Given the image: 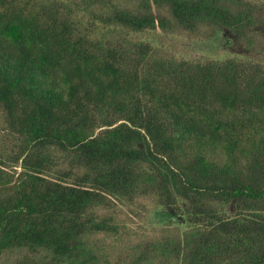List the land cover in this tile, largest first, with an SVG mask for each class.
<instances>
[{
  "label": "trees",
  "instance_id": "obj_1",
  "mask_svg": "<svg viewBox=\"0 0 264 264\" xmlns=\"http://www.w3.org/2000/svg\"><path fill=\"white\" fill-rule=\"evenodd\" d=\"M259 8L0 0V264H264ZM162 33L237 51L183 59ZM117 204L154 205L159 234L111 256Z\"/></svg>",
  "mask_w": 264,
  "mask_h": 264
},
{
  "label": "rangeland",
  "instance_id": "obj_2",
  "mask_svg": "<svg viewBox=\"0 0 264 264\" xmlns=\"http://www.w3.org/2000/svg\"><path fill=\"white\" fill-rule=\"evenodd\" d=\"M256 4H260V12L264 15V0H255ZM163 34V33H162ZM146 34L151 38L156 36V41L168 47L170 53L180 56L183 59L190 60H207L210 58H225L232 56L234 51H237L233 46L223 45L220 37L214 39H199L196 37H190L186 33L180 34ZM138 205V203L136 204ZM128 206L123 204H117L116 212L117 219L121 226H124L125 231L128 233V229L132 234H127L129 239L116 237H100L99 244L101 248L114 255V251H117L121 245L136 240L138 237L146 235H157L159 229H157V217L153 213L152 209L154 205L146 204L142 206ZM112 248V249H111ZM4 260V259H3ZM2 260V261H3Z\"/></svg>",
  "mask_w": 264,
  "mask_h": 264
}]
</instances>
